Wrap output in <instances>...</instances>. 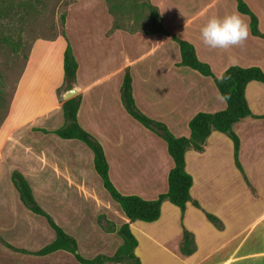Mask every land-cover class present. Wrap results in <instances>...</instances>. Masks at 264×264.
Returning a JSON list of instances; mask_svg holds the SVG:
<instances>
[{
    "label": "crops",
    "instance_id": "0c3cea01",
    "mask_svg": "<svg viewBox=\"0 0 264 264\" xmlns=\"http://www.w3.org/2000/svg\"><path fill=\"white\" fill-rule=\"evenodd\" d=\"M244 1L258 16L264 33V2L259 11ZM75 10L70 11L65 35L33 44L0 127V264H80L66 251L32 254L54 242L56 234L44 217L23 205L11 180L13 170L26 177L38 202L49 201L48 205L43 203L47 212L77 240L85 258L112 256L123 243L117 232H107L101 226L99 217L105 216L116 230L130 224L138 240L135 253L142 264H165L160 256H151L156 249H163L179 264H264V155H253L258 169L254 176L243 161L247 153L264 152V119L257 118L264 115L262 83L251 82L246 89L253 116L233 127L240 139L244 174L257 189L254 202L260 211L250 223L243 218L253 207H235L234 170L247 191L250 184L235 167L234 145L225 134L213 132L203 152L186 153V170L193 178L191 197L200 208L189 202L182 212L165 201L160 219L146 223L130 222L111 198L95 170L93 152L83 142L52 133L65 123V101L60 92L69 43L79 66L75 87L81 99L77 115L80 126L102 144L111 179L121 193L156 199L167 192L174 164L166 142L124 108L121 88L126 71L132 77L138 108L166 124L175 136L189 137V122L197 113L224 110L226 103L212 78L178 65L181 53L172 37L192 43L199 59L208 63L214 74L219 71L217 77L234 65L257 66L264 71V39L254 37L251 31L242 47L228 50L209 49L201 41L200 29L210 16L239 13L250 30L249 17L238 11L234 0H205L172 35L159 32L149 37L120 30L111 33L112 22L105 17L100 30L89 35L92 26L87 23L88 17L77 21L78 30L71 29ZM167 166L164 180L158 183L155 172ZM207 214L218 218L222 227H216ZM185 230L194 239L195 252L191 255L181 252ZM2 241L31 253L15 252Z\"/></svg>",
    "mask_w": 264,
    "mask_h": 264
},
{
    "label": "trees",
    "instance_id": "16d2710c",
    "mask_svg": "<svg viewBox=\"0 0 264 264\" xmlns=\"http://www.w3.org/2000/svg\"><path fill=\"white\" fill-rule=\"evenodd\" d=\"M234 1L237 4L238 11L249 17L251 34L254 37L264 39V33L260 30L258 16L244 0ZM162 31L163 29L159 28L153 33ZM172 39L178 44L181 53V62L178 65L188 67L205 77L212 78L226 103V108L214 113H197L189 122V137H177L166 124L148 117L138 108L133 95L132 77L129 70L126 71L121 88V99L124 108L133 119L166 142L168 153L173 160L174 166L168 175V190L166 193L160 194L156 199L146 200L137 195H125L117 189L111 179L109 163L102 144L93 135L83 129L78 122L77 115L81 104L79 96L64 102L65 123L60 129L52 132L61 139L79 140L93 152L94 167L102 180L103 187L120 206L130 222L142 221L152 223L159 220L162 205L165 201H169L171 204L177 206L182 212L185 211L186 205L189 202H192L195 207L200 208L199 203L193 201L191 197L190 192L193 186V178L186 170V153L189 150L203 152L207 140L213 132L225 134L233 142L235 164L244 175V169L239 159L240 139L233 127L236 123L253 116L246 98V89L251 82H260L264 85L263 69L257 66L244 68L234 65L230 66L222 75L217 77L211 66L199 59L195 46L192 43L177 36H173ZM78 67L74 51L68 43L64 55V87L66 91L76 85ZM257 118L264 119V115ZM40 131L50 133L47 130ZM11 180L19 193L23 205L32 213L44 217L56 234L54 242L32 254L46 256L57 251H66L74 255L80 264H142L135 253L138 240L130 224H123L116 230L112 222L108 221L105 216H100L99 223L101 226L107 232H117L122 238L123 243L112 256L99 255L92 259L85 258L79 252L77 240L66 233L39 204L26 177L20 171L13 170ZM207 217L216 227H222V223L218 218L210 214H207ZM2 243L15 252L31 253L15 248L3 241ZM181 252L184 255H191L195 252L193 236L186 230L184 231Z\"/></svg>",
    "mask_w": 264,
    "mask_h": 264
},
{
    "label": "rangeland",
    "instance_id": "374dc122",
    "mask_svg": "<svg viewBox=\"0 0 264 264\" xmlns=\"http://www.w3.org/2000/svg\"><path fill=\"white\" fill-rule=\"evenodd\" d=\"M204 1L0 0V127L8 115L18 81L27 65L33 44L40 39L51 40L65 34L71 9H76L72 15L71 29L78 30L77 21L88 17L87 23L92 26L88 34L94 35L100 30V22L105 17L112 22L111 33L114 30H120L122 33L150 37L156 34L153 32L159 28L163 29L162 32L172 35L182 23L193 16L194 7ZM247 1L257 10L261 2H264V0ZM215 71V74L219 73L217 69ZM65 89L64 87L61 90V96H64ZM250 149L253 150V148ZM253 155L263 156L264 152L259 151L256 154L251 152L243 155L244 166L250 175L254 176L258 173V169L255 166L256 160L253 159ZM149 156H151L150 149ZM168 168L167 166L165 170L160 169L155 172L158 183H162ZM244 175L247 184H250L249 191L237 171L234 170L231 177L234 179L235 207H241V204L247 208L253 207L251 211L246 209L249 213L243 218L244 222L250 223L257 217L260 206L258 204L255 206L254 202L257 189L249 183L247 175ZM204 198L208 205V200ZM43 203L48 205L49 201L39 200L42 208L48 211ZM155 251L156 254H151V256H160L165 264H179L173 261L163 249Z\"/></svg>",
    "mask_w": 264,
    "mask_h": 264
},
{
    "label": "clouds",
    "instance_id": "9594fccd",
    "mask_svg": "<svg viewBox=\"0 0 264 264\" xmlns=\"http://www.w3.org/2000/svg\"><path fill=\"white\" fill-rule=\"evenodd\" d=\"M201 41L209 49L228 50L242 47L249 35V25L239 13L233 12L224 16L212 15L201 27Z\"/></svg>",
    "mask_w": 264,
    "mask_h": 264
},
{
    "label": "water",
    "instance_id": "95a60500",
    "mask_svg": "<svg viewBox=\"0 0 264 264\" xmlns=\"http://www.w3.org/2000/svg\"><path fill=\"white\" fill-rule=\"evenodd\" d=\"M79 93V90L78 88H76L75 86L70 89V90H67L64 94V101H68L72 98H75Z\"/></svg>",
    "mask_w": 264,
    "mask_h": 264
}]
</instances>
